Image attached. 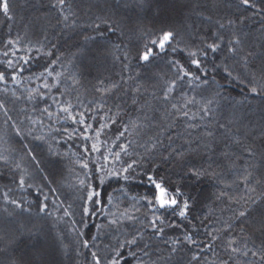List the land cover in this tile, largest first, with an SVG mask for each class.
I'll list each match as a JSON object with an SVG mask.
<instances>
[{"label":"trees","instance_id":"obj_1","mask_svg":"<svg viewBox=\"0 0 264 264\" xmlns=\"http://www.w3.org/2000/svg\"><path fill=\"white\" fill-rule=\"evenodd\" d=\"M180 1L182 2L177 3L176 0H70L73 10L76 12V16L72 18L76 22L75 26H65L57 10L49 7L51 0H12L16 19L11 24L0 15V52L4 50V41L8 38L15 39L17 35L25 45L29 42L35 45L39 41L46 46V50L53 52L52 57L40 56L39 59H33L28 65H24L25 71L20 74L23 84L19 89H16L17 95L21 96L19 100L12 97L10 92L6 94L0 91V101L5 102L9 109V115L12 117L6 123L4 113L0 110V153L16 160L24 157L23 164L32 173V182L39 184L43 188V192L49 196L48 207L49 211H53V215H37L38 203L43 199V196L36 197L32 189L17 190L16 185L12 182V178L17 173L10 166L0 165V247H7L10 241L15 240V243L11 244V251L18 258H33L34 248H40L43 250V259L47 264H87L91 250L83 249L78 244V237L73 229L85 232L84 239H90L97 233L96 225H107L108 217L98 212L87 221L88 227H83L80 220L81 197L84 195V191L80 189L79 180L85 178V172L92 175L89 170L94 171L98 163H103L101 153H106L122 125L127 123L130 117L135 119L139 115L136 111L137 106H133L131 103L132 89L136 86L141 88L140 103L143 104L146 100H151L153 107L157 109V111L149 113L156 126H152V122H149V127L144 128L139 135L122 138L116 143H127L128 139L133 140L130 155L123 157L126 161L139 159L138 154H145L144 145L149 143L150 138L155 137L166 123L161 120V112L164 110L162 102L153 99L151 93L155 91L159 95L166 82L174 78V72L168 64L170 59L178 58L185 66H188L186 56L177 54L174 57L171 52H167L156 55L152 63L147 66L142 67L137 60L132 59L128 67H125V63H127L123 60L125 46H127L130 56L135 57L138 50H143L146 42L145 34L158 33V29L162 26L180 30L185 38L194 34L198 40L200 36L208 35L218 27L215 23L216 20H221L226 24L227 19L235 14V10L227 6L233 0ZM176 12L178 15L175 14ZM162 13L167 18L170 15L177 17L163 23ZM97 15L111 17L113 20L119 21L123 34L121 35L119 32L110 34L104 30L102 37L98 35L93 28L88 26ZM204 16H211V22L205 20ZM256 19L258 20L259 17ZM258 28V24L245 28V31L249 32L246 39L247 46H258L261 43ZM86 37H95V39H86ZM117 45H119V49L116 47ZM157 52H159L158 49ZM57 56L60 57V60L56 64L54 75L55 73H62V75L58 87H53L49 91L43 88L44 81L36 79V77ZM3 58L0 56V59ZM217 62L219 61L217 60ZM0 67L3 66L0 65ZM209 74L210 76L215 75L221 83H226L221 79L222 72L213 73L212 68L209 67ZM129 76L133 79H128ZM29 77H32L31 81H29ZM101 81H104V84H101ZM49 82L56 83L52 78H49ZM113 82L119 83L120 88L106 97L107 108H111L114 113L116 105L119 104L123 112L119 123L112 125L110 130L105 129L100 137L101 153H92L86 157L89 162V170H86L77 164L75 157L72 156V153L83 155L82 148L85 142L79 139L78 132L69 139L67 138L68 134L63 131L64 128H68L71 132L76 126L71 121L64 120L62 113H60L59 123L55 116L49 120L47 115L41 112V109L49 106L53 113H57V104L63 106V102L70 101L76 111L84 112L85 108H89L88 115L94 114L97 118L95 121L89 119L88 123L92 124L94 129L98 128L100 123L104 122L101 117L105 113L96 109L95 104L89 106V101L98 103L102 93L97 92L96 88ZM3 87L4 85L0 84V89ZM8 87L11 88L12 85L9 84ZM25 88L39 89L46 94L47 98L29 102L27 93L24 91ZM182 93L196 94L198 98L200 94L205 97L212 95L211 90L203 92L196 90L194 92L186 83L178 85L173 94L174 98L179 99ZM224 95L239 100L241 92L239 87L229 86V90L224 91ZM52 97L56 98V103H53ZM26 116L37 120L42 119L44 121L43 132L41 133L39 125L32 126ZM217 120L227 124L232 133L242 139V143L239 145L233 143L229 136L214 124L212 130L216 132V136L213 138V150L210 153L204 149L189 151L183 161L184 168H182L174 161H163L157 152L149 157V159H155L154 165H148L146 162L140 168V171H144L145 167H156V175L165 179L170 191L175 187H180L186 196L192 198L190 217L196 228L194 234L201 241L210 239L207 232L211 231L212 227L220 228L221 224L232 215L231 209L239 206L234 201L246 194L243 184L240 182L242 179L240 174L244 167L249 165V170L257 179L264 176V158L259 155L261 151L260 131L264 128V108L261 107L259 101L253 100L250 104L236 105L234 102L221 100ZM20 121L24 123L21 124ZM13 123L21 129L23 139L16 135V129L11 127ZM30 127L36 129L34 135L45 134L47 139L44 141L35 140L32 135H28ZM183 130V123H179L175 131L183 132ZM202 131L203 129H201ZM253 135L255 136L253 146L256 147L258 154L254 159L248 161L244 148L252 140ZM57 140L59 143H56ZM86 143L90 148L91 141ZM168 143L165 138V145ZM50 144L61 154L67 153L68 155L52 156L49 153ZM24 145H28V148L41 161L40 168L36 167L30 157L25 156L28 149H25ZM173 145L180 148L181 145H184V140L176 138ZM184 147L187 148V145ZM192 147L195 149V144ZM119 150L118 147L113 149V151ZM226 152L228 155L224 154ZM209 165H211V170L218 174V177L205 175L200 179H190L185 174L189 167L208 168ZM45 175L52 181L50 186L48 181L42 180ZM131 175L134 179H130L127 183L117 178L106 180L102 187H98V191L103 193L106 209L116 212L117 215L128 211L139 220H145L148 209L140 197L151 198L154 188L148 183L146 177L137 176L135 172ZM86 182L99 184L95 177H93V181ZM229 184L232 186L227 187ZM5 186L13 189L10 195L14 199L26 198L33 201L31 214L13 209L11 205H9V211L13 213L12 215L3 210L2 193ZM50 187L55 191H50ZM256 187L257 191L251 195L258 197L261 194V187L259 185ZM221 190L227 192L228 195L220 196ZM110 194L113 197L112 205L107 202ZM132 197H137V200L134 201ZM53 200L56 202L55 205L52 203ZM69 205H71L70 208ZM57 206L59 211H55ZM66 208L70 212L67 217L64 216ZM137 209L139 210L137 211ZM205 216H209V218L203 220ZM57 217H63V219L57 220ZM168 219L173 223L177 222V218L174 216H169ZM139 220L124 219L119 230L115 226L105 227L100 233L103 241L101 247L104 243H115L114 237L116 236L123 238V233L132 234L137 230L142 231L143 226ZM202 220L203 222H201ZM73 221L76 223L73 224ZM180 224L181 226L176 229H169V235H180L185 230H192L193 225H189L187 222H180ZM233 234L239 236V226L233 229ZM58 237H62V241ZM253 239L259 245L258 233L253 236ZM249 246H251V242ZM77 249L83 254L78 256ZM165 249V244L155 242L149 251L152 252L153 259H156L158 250L163 255H167ZM193 251L198 250L194 248ZM206 255L209 260H215L216 264H219L220 260L228 259V255L224 252L219 241L214 249L207 251ZM189 258L190 253L185 248L176 259L186 262ZM241 259L244 258L241 257Z\"/></svg>","mask_w":264,"mask_h":264},{"label":"snow or ice","instance_id":"obj_2","mask_svg":"<svg viewBox=\"0 0 264 264\" xmlns=\"http://www.w3.org/2000/svg\"><path fill=\"white\" fill-rule=\"evenodd\" d=\"M228 8L234 9L235 14L227 19L225 24L221 20H216L218 27L211 31L208 35H202L198 38L194 34H190L187 38L180 30L173 27L162 26L158 29V33L149 32L145 34L146 42L142 51H137L135 57H131L127 46L123 55L125 67L131 63L132 59L137 60L142 67L149 65L155 59L156 55L171 52L174 57L177 54H183L188 58V66L178 58H173L168 61L170 69L174 72V78L167 81L165 86L161 89L159 95L153 91L151 97L162 102L163 111L161 112V120L165 121V125L160 128V131L155 137L150 138V142L144 145L145 154H138L139 159H133L130 162L123 159L124 156L130 155V147L133 144L132 139H128L127 143L116 141L122 138L139 135L144 128L149 127V122L152 126H156L150 112H155L151 100H146L143 104L140 103L141 88L136 86L132 89L133 95L131 103L136 107L139 113L135 119L129 118L128 122L123 124L121 130L115 134V140L112 145L107 148L106 153H101L100 137L105 129H111L112 125L119 123L123 109L119 104L116 105V111L113 113L111 108H107L106 97L112 94L116 89L120 88L119 83H111L104 87L96 88L97 92L102 93L99 102L89 101V106L95 104L96 109L105 113L101 119L98 128H93L88 120H96V115H88L89 108H85L84 112L76 111L69 102L57 104L58 112L53 113L49 106L41 109L42 113L47 115L49 120L55 116L56 121L60 122V113L63 114L64 120L71 121L74 127L71 132L68 128L63 131L68 134L69 139L75 133H79V139L84 143L82 148L83 155L72 153L75 157V162L83 169L89 170V162L86 157L92 153H101L103 163H98L92 175L85 172L84 179L79 180L81 191L84 195L81 197V220L80 223L84 228L88 227V220L92 219L98 212L103 213L108 217L107 225H96L97 233L92 235L90 239H84L85 232L74 228L73 231L78 237V244L83 249H90V259L87 264H216L215 260H209L206 253L208 250L214 249L219 241L223 247L224 252L228 255V259L220 260L219 264H264V176L255 178L253 172L249 170V165L244 167L240 174L242 179L245 195L241 196L239 200H235L239 206L232 208V215L221 224L220 228L212 227L211 231L207 232L210 237L208 241H201L196 238V232L193 219L190 217L192 205L190 203L191 197L186 196L180 187H175L171 191L165 183V179L156 175V167H145L144 171H140L142 165L146 162L148 165H154L155 159H149L152 154L159 152L163 161H174L177 165L184 168L183 161L186 154L192 150L204 149L207 153L213 150V138L216 132L212 130L214 124L218 125L223 130L225 135L233 143L239 145L242 139L232 133L227 124L220 123L217 120V112L220 108L221 100H227L236 105L250 104L253 100H258L261 107L264 108V0H233L229 3ZM12 0H0V15L11 24L16 17L13 11ZM49 7L56 9L61 21L65 26H75L76 16L73 10V4L70 0H51ZM259 17L257 20L256 18ZM205 20L211 22V16H204ZM253 24H258L257 31L260 33L261 43L246 45V39L249 35L245 31L246 27ZM93 28L101 37L104 35V30L110 34L119 32L123 34V29L120 22L113 20L111 17L97 15L94 20L88 25ZM11 35L9 31V36ZM86 39H95V37H86ZM119 49V45L116 46ZM157 49L159 52H157ZM23 53V54H21ZM0 84L4 87L0 89L4 93H11L12 97L19 100L21 96L17 95L16 89H19L23 84L21 73L25 71L24 65H28L31 60L39 59L40 56L52 57L53 52L46 50V46L37 42L35 45L22 43V39L17 35L15 39L8 38L4 41V50L0 52ZM119 59V57H117ZM60 57L57 56L55 60L49 62V66L36 77V79L43 80V88L51 90L53 87H58L62 73H55L54 70ZM217 60L219 62H217ZM209 67L212 68L213 73L220 71L223 73L221 79L226 83H221L216 79L215 75L210 76ZM49 78H52L56 83H50ZM29 81L32 77L28 78ZM128 79H133L129 76ZM78 82V81H77ZM104 84V81L100 82ZM187 84L195 92L196 90L209 91L212 95L205 97L202 94L188 95L182 93L179 99L174 98V93L179 84ZM12 87L9 88L8 85ZM229 86L239 87L241 97L236 100L234 97L224 95V91L229 90ZM27 99L33 102L36 99L45 100L46 94L39 89L25 88ZM53 103H56V98L52 97ZM83 106V105H81ZM0 110L3 111L6 118V123L11 120L9 109L5 102L0 101ZM26 119L32 126L39 125L41 133L43 132L44 121L33 119L31 116H26ZM23 124V121H20ZM179 123H183V132L175 131ZM16 129V135L23 134L17 124L11 125ZM201 129L203 131L201 132ZM36 129L30 127L28 135H32L35 140L44 141L47 139L45 134H35ZM57 131H59L57 129ZM94 133V135H93ZM247 136V133H245ZM195 137V139H193ZM165 138L168 144L165 145ZM176 138H182L184 145L177 148L173 145ZM261 151L259 155L264 158V128L260 131ZM91 141V147H88L86 142ZM255 136L249 141L244 148L245 157L251 161L257 156L256 147L253 146ZM56 143H59L57 140ZM193 144L196 148L193 149ZM79 147V145H78ZM118 147L119 151H113ZM28 149L25 156L30 157L31 161L35 162L37 168H40L41 161L37 159L36 155L28 145H24ZM49 153L54 157H61L68 155L61 154L51 144L49 145ZM228 155V153H224ZM99 159V158H98ZM24 157L16 160L13 157L5 156L0 153V165L10 166L14 172L17 173L12 178V182L16 185L17 190L27 191L32 189L36 197L43 196V199L38 203L37 215L52 216L53 211H49L48 200L49 196L43 192V188L39 184H34L33 175L28 168L23 164ZM119 165V167H117ZM41 171H43L41 169ZM133 172L137 176L146 177L148 183L154 188L152 197L143 196L140 200L145 202L144 206L148 209V214L145 220H139L134 214L125 211L117 215L116 212L106 209L104 207L103 193L98 191V187H102L106 180L117 178L127 183L130 179H134L131 175ZM185 174L188 178L200 179L205 175L218 177V174L211 170V165L208 168L203 167H189ZM98 180L99 184L95 182L87 183L86 181ZM238 177V178H240ZM43 181H48L49 186L52 181L48 176L42 177ZM256 185L261 187V194L258 197L252 196L251 193L257 191ZM229 184L227 187H231ZM13 189L5 186L2 193V200L5 212L9 215L13 213L9 211V205L13 209H18L21 212L31 214L33 201L26 198L14 199L10 194ZM50 191L55 189L50 187ZM123 191V189H121ZM228 195L227 192L221 190L220 196ZM219 198V197H218ZM135 201L137 197H132ZM241 201H243L241 203ZM109 205L113 204V197L110 194L107 198ZM55 205V201H52ZM71 205H69V208ZM139 209H137L138 211ZM59 211V207L55 208ZM70 215L69 210L64 209V216ZM174 216L177 222H171L168 217ZM209 216H205L203 220H207ZM63 217H57V220H62ZM124 219L139 220L143 226V230H137L135 233H123L121 236L114 237L115 243H104L101 247L102 237L100 233L108 225L115 226L117 230ZM203 220L201 222H203ZM180 222H187L193 225L191 231H183L180 235H169V229H176L181 226ZM76 222L73 221V224ZM240 227L239 236L233 234L235 227ZM258 233L260 237L259 245L256 244L253 236ZM38 235V233H37ZM62 241V237H58ZM155 242H162L166 245L165 251L167 255H163L159 250L157 258L153 259L152 252L149 251ZM251 242V246L249 243ZM15 240L10 241L7 247H0V264H47L43 259V250L34 248V257L30 259L18 258L11 251V244ZM185 248L190 253V258L185 262L182 259H176ZM198 251H193V249ZM83 253L77 249V255ZM241 257L244 259L242 260Z\"/></svg>","mask_w":264,"mask_h":264},{"label":"rangeland","instance_id":"obj_3","mask_svg":"<svg viewBox=\"0 0 264 264\" xmlns=\"http://www.w3.org/2000/svg\"><path fill=\"white\" fill-rule=\"evenodd\" d=\"M177 1V3H181L182 1H180V0H176ZM170 7V6H169ZM174 7V6H173ZM178 12H176L175 14L176 15H178L177 14ZM175 17H177V16H175V15H170L168 18H167V16H165V14L164 13H162V22L164 23V22H167V21H169L170 19H173V18H175Z\"/></svg>","mask_w":264,"mask_h":264}]
</instances>
